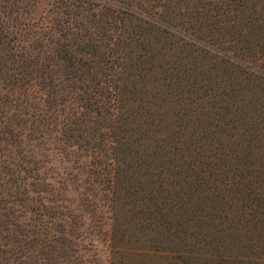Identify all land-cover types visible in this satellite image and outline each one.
<instances>
[{"label": "trees", "instance_id": "1", "mask_svg": "<svg viewBox=\"0 0 264 264\" xmlns=\"http://www.w3.org/2000/svg\"><path fill=\"white\" fill-rule=\"evenodd\" d=\"M100 244L264 264V0H0V264Z\"/></svg>", "mask_w": 264, "mask_h": 264}, {"label": "rangeland", "instance_id": "2", "mask_svg": "<svg viewBox=\"0 0 264 264\" xmlns=\"http://www.w3.org/2000/svg\"><path fill=\"white\" fill-rule=\"evenodd\" d=\"M53 155V153H52ZM51 157V156H50ZM57 160L53 162V166L54 169L52 171H54V173H58V175L60 174V177L64 178V172H68L69 169V165L65 163V159L63 156H59L57 155ZM64 164H61V163ZM71 196H76L75 193H71ZM109 255L108 250L102 245L100 244L98 247L97 251H91L88 255L91 264H107L106 263V259Z\"/></svg>", "mask_w": 264, "mask_h": 264}]
</instances>
